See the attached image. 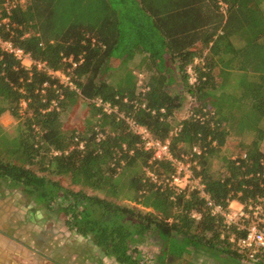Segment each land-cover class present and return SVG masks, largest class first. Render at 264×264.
Instances as JSON below:
<instances>
[{
  "label": "trees",
  "instance_id": "trees-1",
  "mask_svg": "<svg viewBox=\"0 0 264 264\" xmlns=\"http://www.w3.org/2000/svg\"><path fill=\"white\" fill-rule=\"evenodd\" d=\"M137 1L129 9L121 7L127 6L124 0H25L12 11L8 25L0 26L3 40L50 69L63 70V57H83L72 71V90L45 72L33 69L30 75L0 50V116L7 112L20 123L13 137L0 124V181L21 189L37 208L61 215L70 230L91 236L120 264H147L138 248L150 243L160 246L151 264H190L196 251L236 259L240 254L222 237V220L209 214L204 200L196 192L155 188L143 167L162 175L169 165H149L150 154L136 146L137 137L88 101L117 102L153 138L169 139L177 157L193 146L204 148L200 174L216 204L226 208L232 200L264 197V0H221L223 11L218 0ZM0 15H5L1 5ZM125 46L147 53L154 69L144 74L140 86L130 73H111V61L119 57L113 51L124 53ZM195 58L199 61L193 64ZM170 63L176 64V75ZM189 65L196 74L192 85ZM44 82L49 86L42 94ZM173 83L181 87L177 94L169 91ZM183 94L192 105L188 116L176 122ZM124 97L145 101L148 110L133 111L122 103ZM21 98L29 100L24 115L19 113ZM52 100L58 107L43 112ZM78 100L87 102L93 120L84 132L65 131L62 112ZM177 125L180 130L170 136ZM95 126L104 133L100 141ZM76 134L82 149L74 142ZM232 135L237 140L229 143ZM224 147L234 150L225 156ZM217 156L222 166L216 172L211 163ZM192 212L200 218H192ZM177 236L184 240L186 258L174 256L167 243Z\"/></svg>",
  "mask_w": 264,
  "mask_h": 264
},
{
  "label": "built area",
  "instance_id": "built-area-1",
  "mask_svg": "<svg viewBox=\"0 0 264 264\" xmlns=\"http://www.w3.org/2000/svg\"><path fill=\"white\" fill-rule=\"evenodd\" d=\"M24 4L25 0H4L2 4L0 1V5L5 11L3 17L0 15V26L2 24L7 26L12 11L18 7H23ZM218 4L223 11L226 5L221 0H218ZM0 50L11 54L30 75L32 70L36 69L45 72L52 78H56L60 86L76 90V86L71 80V74L74 68L82 63V55L78 56L77 59L72 56L63 57L62 62L64 64V69L53 70L50 69L45 62L32 59L30 54L24 52L22 48L14 46L10 41L3 40L1 37ZM187 74L188 83L192 85L196 80V74L191 67L187 70ZM134 76L136 77V85L140 86L144 74L135 72ZM48 86V82L42 84V94ZM19 92L25 94L22 89H19ZM115 100H118V96L115 97ZM121 101L122 103L129 104L133 111L147 109L145 101L138 102L136 100H128L126 97L122 98ZM88 102L92 104L94 108L98 109L100 114L114 116L116 121L122 122L127 127L128 131L137 137L138 143L136 146L150 154L148 160L149 165H158L161 162L169 165L170 171L162 175L155 174L149 167H143L145 178L150 179L154 183L155 188L160 191L168 189L174 194H189L190 192H196L204 200L209 214L212 217L222 220V228L224 230L222 237H227L228 242L237 250L240 257L245 258L253 264H264V197L249 199L244 203L238 202L237 206L232 205L233 201H235L232 200L228 203L226 208L216 204L205 191V185L202 182V176L200 174V160L204 155V148L193 146L187 153H183L181 156L177 157L171 152L169 139L161 141L153 138L148 129L137 122L131 112H126L121 109L117 102L105 101L100 97L91 99ZM28 104V99L21 98L19 100L20 114L24 115L26 113ZM57 107V100H52L49 102L47 109L43 112ZM152 113H154V111H152ZM28 116H31L30 112H28ZM93 130L95 132L96 141H100L104 138V133L98 126H95ZM179 130L180 125H177L169 133L170 136L175 135ZM35 131L38 132V128L35 127ZM73 139L74 142L77 143V148L82 149L84 142L79 139L77 134ZM122 148L125 149V145H123ZM54 154H58V152H54ZM191 217L198 220L200 214L192 212Z\"/></svg>",
  "mask_w": 264,
  "mask_h": 264
},
{
  "label": "crops",
  "instance_id": "crops-1",
  "mask_svg": "<svg viewBox=\"0 0 264 264\" xmlns=\"http://www.w3.org/2000/svg\"><path fill=\"white\" fill-rule=\"evenodd\" d=\"M136 1L124 0L127 6L118 5L117 9L120 6L134 8L138 3ZM124 49L126 53L119 54L118 58H113L111 61L113 69L111 73L124 71L127 74L130 73L135 81V72L145 74L154 71L151 69L147 53L138 52L134 47L125 46ZM198 61L199 59L195 58L193 64ZM175 63H170L174 75L177 74ZM190 67L192 68V65H189L187 70ZM173 86L175 83L168 88ZM232 205L237 206L238 202L233 201ZM138 249L143 261L151 264L150 260L153 256L149 257L148 254H144L141 247ZM192 257L190 264H233L232 261L237 262L225 253L213 256L210 253L196 251ZM0 264L120 263L114 257L107 255L103 248L97 246L91 236H82L70 230L61 215L53 214L45 208H37L23 195L21 189H10L0 181Z\"/></svg>",
  "mask_w": 264,
  "mask_h": 264
},
{
  "label": "rangeland",
  "instance_id": "rangeland-1",
  "mask_svg": "<svg viewBox=\"0 0 264 264\" xmlns=\"http://www.w3.org/2000/svg\"><path fill=\"white\" fill-rule=\"evenodd\" d=\"M113 52H114V55L119 56L121 50H117V51H113ZM180 90H181V87H178V86H173V87L169 88V91L172 94H177L180 92ZM183 96H185L183 104L179 109H177V111L175 112V114L173 116L174 120L176 122H179L188 116V114L190 112L189 109L192 105V100L189 97V95L183 94ZM6 113L7 112L3 113L0 116V124L3 127L4 131L7 134H9L11 137H13L15 135L16 129L20 123H18L14 119H12V117L10 115H7ZM92 120L93 119H92L91 108L87 105V102L84 100H78L77 102H75L74 105H72V104L68 105L65 108V110L62 112V115H61L62 129L65 131H68V132H70L72 130H75L76 132H80V133L84 132L87 130L88 125H90ZM262 126L264 127V120L262 122ZM235 140H237L236 135H232L228 138L229 143H231V142L234 143ZM247 140H248V137H245L243 141H247ZM260 146L264 150V137L262 139ZM232 150H234L233 147H231V148H225L224 147L221 151L222 152L221 154H224L226 156ZM232 155H233L232 157L235 158V154L233 153ZM221 166H222V163L219 159V156L214 157L212 159L211 168L217 172V171H220ZM57 179L60 180V182L63 186L69 188L70 185H69L67 179H65L63 177L57 178ZM71 188H73L74 191L78 190V188L74 187V186H71ZM87 193L92 194V192L88 191V190H87ZM183 242H184V240L180 236L174 237L173 239H170L169 241H167V243H169V246L171 248V252H174V256L175 255L181 256V257L185 256L186 246L184 245ZM139 247H141V251L144 250V254H148L149 257H152V256L154 257L160 251L159 246L157 247L152 243L146 244L145 246H144V244H142ZM166 249H167V247L164 246V248L161 250V252H162L161 257L164 255L163 253H165L167 251ZM185 258H186V256H185ZM173 260H174V257H171L169 260L170 263H172ZM236 261L237 262L232 261L233 264H253V263L247 261L243 257L236 258ZM176 262L179 263L178 260H176Z\"/></svg>",
  "mask_w": 264,
  "mask_h": 264
}]
</instances>
